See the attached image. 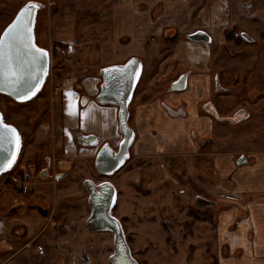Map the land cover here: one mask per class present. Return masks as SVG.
Returning <instances> with one entry per match:
<instances>
[{"label": "rangeland", "instance_id": "rangeland-1", "mask_svg": "<svg viewBox=\"0 0 264 264\" xmlns=\"http://www.w3.org/2000/svg\"><path fill=\"white\" fill-rule=\"evenodd\" d=\"M26 1L28 0H0V33ZM38 1L44 6L38 10L34 21V41L48 49L50 67L40 89L30 99L16 102L9 96L0 94V114L3 121L15 125L22 140L13 164L0 173V218L9 220V216L15 214L19 207H11V204H19L24 200L29 203L23 197L31 195V199L42 205V208L38 206L37 210L26 205V209L33 215L41 214L43 218L51 216L56 238L48 243V252L44 246L46 242L40 239V235L50 227V223L38 224L30 238L20 232L21 230L14 234L13 231L17 230L14 226L11 229L14 235L11 240L14 246L12 250L5 251L8 243L0 242V264H106L112 254V233L107 230H90L86 225L90 208L83 181L96 184L95 180H101L95 173L93 162L90 160L81 165L79 170L74 166L71 169H61L66 171V178L59 185L54 186L50 182V190L51 187L61 190L57 189L59 194L51 190L47 199L44 195H34L33 189L38 180H53V173L49 177L41 178L39 171L30 177L19 170L21 150L25 144L32 143L39 134L40 140H49L53 136L60 114L58 94L64 86L60 79L96 73L99 66L114 62L113 60L121 62L131 54L143 57L140 50L145 45L138 49L137 43L133 44L137 35L133 34V29H137L134 25V14L144 13L147 20L144 19L141 28L146 33L142 38L146 42L155 41L151 44L154 61L151 69H154L152 72L145 71L143 84L140 83L144 86H139L135 102H139L141 97L147 100L153 90L163 88L167 79L183 70L181 58L176 60L179 49L177 54L172 49L183 47L187 31L202 24L212 28L219 18L224 21V28L209 29L214 37V43L209 44V74L212 76L214 72H219L222 84L227 89L232 90L233 87L241 91V94L234 97L235 93L230 91L218 94L212 90L210 99L214 100L220 112L225 115H230L241 107L264 114V0H206L204 8L210 15L217 5H224V9L219 11L220 17H207V12L204 13L203 20L198 15L195 16L196 13L193 14L192 10L185 13L181 0ZM191 21H195V24L190 23ZM200 21L202 24L199 25ZM240 29H245L253 41L246 38L236 41L235 35ZM155 30L157 33L153 37ZM168 37L173 40L166 42ZM189 43L192 42L189 41L186 45ZM105 44L108 45L107 48ZM115 50L116 56L113 54ZM144 59L147 61L146 57ZM155 61L160 64L158 71ZM226 61L228 64L232 62V66L235 65L233 72L238 75L237 78L224 70ZM162 76L166 80L163 81ZM75 86L76 84L74 89L77 88ZM252 87L258 89L257 94L247 97L250 96ZM84 98L85 95L81 94L78 100L80 105H83ZM185 100L186 98H182L183 102ZM133 102L134 100L131 102V112ZM191 103L193 102L189 100L188 105H192ZM154 119L156 123L160 122L159 113ZM130 121L133 123L132 118ZM197 124L198 120L195 121V127ZM217 127L226 128L227 134L224 137L228 140L232 131L230 125L222 122ZM187 130L179 119H168L166 124L161 125L159 134L170 140L174 138L175 141L182 133H187ZM237 132L238 128L233 129V133ZM220 145V149L224 148L223 143ZM260 148L262 147H251L253 151ZM225 149L230 150L228 146ZM206 150L211 151L212 147ZM173 151L174 155L152 158V161L133 160L116 177L109 178L116 192L115 204L109 215L120 225L130 255L137 264H218L220 251L215 224L220 210L231 205V202L224 200V194L228 193L226 189L231 185L227 180L209 175L212 170L211 156L205 154L201 159L202 156L197 153L189 152L187 155V151L177 147ZM46 155L50 156L51 172L57 171L56 166L52 165L53 161L58 163L56 154L53 155L49 148ZM42 164L43 159L40 162ZM161 164L163 166L159 173L157 167ZM136 165H141L142 169L140 171L143 180L140 187L129 182L130 178H123ZM220 166L224 170L229 167H224V164ZM24 168H29L27 161ZM155 170L161 176L162 184L155 182ZM163 171H167L171 178H163ZM88 176L92 179L85 178ZM7 194L12 197L8 205ZM196 196L213 203L198 206L194 203ZM2 242L7 246L2 248ZM27 243L41 256L40 261L28 248L26 253L24 251L15 255L17 246ZM37 245L43 246L44 254L37 251ZM220 255L228 256L229 252L227 250L226 254L222 250Z\"/></svg>", "mask_w": 264, "mask_h": 264}, {"label": "crops", "instance_id": "crops-1", "mask_svg": "<svg viewBox=\"0 0 264 264\" xmlns=\"http://www.w3.org/2000/svg\"><path fill=\"white\" fill-rule=\"evenodd\" d=\"M205 2L206 0H181L185 13H189L192 10L193 14L196 13L194 15H198V17L200 19L202 18V20L204 13L207 12L204 8ZM219 3H221V1H219ZM221 9H224V5H217L214 7L212 14L210 15L209 12H207L206 16L212 18L220 17L219 11ZM138 13L139 12H136L134 14V25L137 29H133V34L137 33V35H135L136 41H134L133 44L137 43L138 49L141 45H145L140 50L141 55H143V66L145 67L146 65V72H152L154 68H151L154 65V61L152 58L153 53L151 44L155 41L146 42V39L142 38V36L144 37L146 31H143L144 29L141 28V24L144 22V19L147 20V17L144 13ZM223 22L224 21H221V19L218 18V22H214V27L210 28V26H205L200 21L199 25L202 24L200 27L191 29H223ZM190 23L195 24V21H191ZM156 33L157 32L155 30L153 37ZM182 44H184L183 47L180 46L175 48L174 53L177 54L179 49L178 59L181 58L180 62L182 66L192 70L189 79L190 91H192L190 93H178L176 95L177 99L187 98V96L193 94L195 90L199 91V85L202 83V89H206L209 82V77L206 72V45H202L200 43H189V45H186V41ZM104 46L106 48L108 47L106 44ZM110 46L111 48L113 47L112 45ZM192 49H195L196 51H193ZM113 54L116 56L117 50H115ZM145 57L147 61H144ZM113 61L114 62H109L105 65L99 66L98 69L110 64L119 63L115 62L116 60ZM159 65L158 61H155L157 71L159 70ZM98 69L96 70V73L84 74L80 77L72 76L71 78L60 79V83L64 86L61 87L60 93L58 94L60 114L58 122L53 129V136L49 140H45L44 138L40 140L39 134L37 139H35L32 143L25 144V147L22 148V159L19 170L23 172L25 176H35V172L38 171L37 169H39L38 167L40 166V162L43 157L46 156V151L49 148L52 151V154L54 155L55 153L58 158V163L53 161L52 165L53 167L56 166L59 172L52 176L53 180H38L33 189L34 195H44L47 199L51 190H54L55 194H59L58 190L61 189L56 187L58 189L57 190L55 187H51L50 190V186H52V184H54V186L55 184L59 185V183L66 178V171H61V169H71L74 166L77 170H79L81 165L86 164L90 160L93 162L92 158L95 155V151H97V146H87L81 144L78 141V137L81 134H98L100 141L109 139V141L115 142L118 139L116 118L117 108L110 104H98L93 98L100 85L99 83L101 78L98 76ZM76 83H79L80 87L74 89L73 87ZM82 92L83 95L85 93L88 95V99L84 98L83 105H80L78 100ZM66 93H71V95H66ZM170 102L176 104L173 98H171ZM70 104L72 106L71 108H69ZM188 107L192 109L190 112L193 115L197 114L196 105H188ZM69 112L72 114H69ZM81 118L85 119V121H82ZM139 121H142V119L140 118ZM21 144L22 140L20 139L17 154H19ZM218 160L219 162H223L222 164L225 162V164L229 165L230 163L227 159L224 160L221 158ZM26 161L29 166L28 169L24 168ZM230 169L233 170L231 171ZM229 170L231 172L229 171L228 177L229 174L235 171V169L231 166V163L229 165ZM230 177L235 184L237 183L234 188L237 196H240L243 191H248L249 193L258 191L264 192V154L255 158L254 165L238 169ZM85 178L92 179L90 176ZM95 181L98 182V180ZM50 182H52L51 185ZM83 185L85 187L86 181H83ZM7 195L8 196H6V198L8 197V205L10 204L9 202L12 197L9 194ZM23 199H26L29 203H26L24 200L19 204H11V207L16 205L19 207L15 214L9 216V220L8 218H0V242L5 241L8 243V247L4 249L5 251L12 250L14 246L11 240L14 235L11 229L14 228V226H16L17 229L16 231H13L14 234H17L21 230L20 232L25 233L27 237L30 238V235L37 230L38 224H45V222H48V224L50 223V227L45 230L44 234L40 235V239L46 242L44 246L46 251L49 252L48 243L56 238L55 226L52 224L54 221L51 216L43 218L44 216L41 214L40 216L36 214L33 215L28 209H26L28 207L31 208V206L37 209L39 206L38 202H34L31 199V195H29V197L24 196ZM32 201L34 204L30 205ZM41 206L42 205H40V207ZM215 225L219 249L227 246L229 252L228 256L221 257V255H219V264H264V193L251 194V197L247 202L220 210ZM27 248L30 249L33 256L40 261L41 256L34 251V248L29 247V243L17 246V250L19 249L18 251H21L17 253L18 251L15 250L17 253H15V255L22 254Z\"/></svg>", "mask_w": 264, "mask_h": 264}, {"label": "flooded vegetation", "instance_id": "flooded-vegetation-1", "mask_svg": "<svg viewBox=\"0 0 264 264\" xmlns=\"http://www.w3.org/2000/svg\"><path fill=\"white\" fill-rule=\"evenodd\" d=\"M246 3H242V5H245ZM247 5V4H246ZM195 31H203L208 36V41L203 40H191L188 38V34L194 33ZM226 34H228L226 32ZM228 37V35H226ZM236 36V41L242 40L246 38L247 40H250L251 42L253 39L248 35L247 31L244 30H238V33ZM169 38V37H168ZM173 38V36H171ZM169 38L168 41H172L173 39ZM231 38V37H230ZM186 42H192L200 43L202 45H206V59H207V65H206V72L209 77L208 86H206V89H202V84L199 86V91L195 90V92L191 95H189L185 102L181 99H177V94L182 92L190 93V74L191 69L190 68H183L180 72H178L175 76L167 79V83L163 88L156 89L152 91V95H150L149 99H145V97H141V100L139 102H135V97L138 94L139 86L140 88H143L144 85H140V83L143 84L142 78L144 76L145 71H147L146 65L143 66V57L131 54L127 56L124 60H122L119 63H114L110 65H122L126 61H128L131 58H136L140 61L141 64V70L138 75V78L135 82L131 98L127 104V114H126V124L128 128L130 129L132 133L131 141L127 145L125 149V156L122 157L120 160L118 166L116 168H110V164L113 162V158L117 155V153L121 152V142L124 138L123 132L120 130V121L118 117V111L119 106L111 103H104V104H110L117 108V133H118V139L115 142L109 141V139H105L103 141L99 140L98 134H94L95 141L91 145L87 146H97V151H95V155L92 158L93 165L95 162V158L99 151L102 150V153L104 156L108 159L107 164H104L103 169L105 171L112 169L110 173H98L95 170V173L98 174V177H101V180H98L96 184H93L92 182H86L85 188L87 192V203L89 205V215L86 220V225L90 230H107L112 233V254L109 256V260L106 264H112V257L116 250V231H118L117 234H119L122 238V241L124 242L126 249L129 252L128 245H126V241L123 238L122 230L116 219L111 217L109 215V212L113 208L115 204L116 199V192L114 191L112 187L111 181L108 179L111 177H116L120 172H122L128 165L133 161H152V158H157L164 155H174L173 149L177 147V149H180L182 151H187L186 154L188 155L189 152L192 154L200 155L201 159L205 154L208 156H211V162H212V170L211 174L209 172V175H213V177L218 176L221 180H227L228 183L231 185L230 188L226 189V194L224 197L225 201L231 202V205L228 207L236 206L240 203L247 202L250 199V195L252 194H263L264 192L258 191V192H248L243 191L240 196L236 195V190L234 189L236 184L231 179V175H233L238 169H243V167H251L255 164V158L260 157L264 154V114H259L258 112L254 110H250V108L247 107H241L233 111L230 115H225L220 112L219 108L215 104L213 99H210L211 91L213 90L215 93H226L227 91H230V93H235V96H238V94L241 92L239 90L233 89L232 90L227 89L226 86L222 84L221 76L219 72H214L211 76L209 74V65H210V50L211 45L214 43V37L209 29H191L187 31L186 33ZM172 44H175V42H172ZM209 44H211L209 46ZM174 48L172 49L174 53ZM175 54V53H174ZM178 60V57L176 58ZM145 61V60H144ZM229 61V60H228ZM226 61V63L228 62ZM230 64V66H229ZM227 63L225 65L224 63V70H227L230 72L231 76L234 74L235 65L232 66V62ZM99 68V72H100ZM222 70V68H221ZM228 72V73H229ZM163 73V72H161ZM185 74V86L182 89H174L171 90V86L173 83L179 79L182 75ZM98 76L100 79V85L102 83V76L99 73ZM235 78L238 77V75L234 74ZM164 76H162L163 78ZM170 77V76H169ZM166 80V78H163ZM144 81V80H143ZM100 85L97 93L93 97L95 102L96 96L100 91ZM142 86V87H141ZM75 87H80L79 83H76ZM213 88V89H212ZM255 87H252L250 92V96L247 97H253V95L256 96V91L258 89H254ZM228 93V92H227ZM248 93V92H247ZM246 93V94H247ZM241 94V93H240ZM83 95V93H82ZM85 98L88 99V95L85 93ZM171 98L174 99L175 103H171ZM143 99V101H142ZM134 100V105L132 108V112L130 110L131 102ZM178 100V101H177ZM194 106L196 105L197 114L193 115L190 113L192 109L188 107V101ZM178 102V103H177ZM98 103V102H97ZM101 104V103H98ZM103 104V105H104ZM159 113V121L158 123L155 122V117ZM132 115V116H131ZM131 118L133 123H131ZM142 119V121H139V119ZM173 120L177 121L178 119L182 121L184 126L186 127L187 133L184 132L180 136V138L173 140L168 139V137H162L159 134V130L161 128L162 124H166L167 120ZM198 120V124L195 127V121ZM227 122L231 127V133L228 138V140L225 139V135L227 134L226 128L224 127H217L219 123ZM175 124V123H173ZM238 128L239 132L233 133V129L236 130ZM243 129V130H242ZM235 132V131H234ZM92 134V133H91ZM89 135V134H88ZM224 137V138H223ZM223 139V142L221 140ZM230 140L234 142H230ZM79 141V140H78ZM228 142V145H227ZM224 144V148L220 149V144ZM234 145V146H233ZM228 146L229 151L225 149V147ZM261 146L262 148L257 149L256 151H253L251 147H258ZM212 147V150H206L207 148ZM219 147V148H218ZM230 147V148H229ZM240 147V148H239ZM193 149V150H192ZM223 158L224 160L227 159L228 162L231 163V166L235 169L231 174L228 173L229 167L227 169H223L222 166L218 165L217 163L223 165V162H219L218 159ZM205 159V157H204ZM229 163V165H230ZM228 164H225L224 167H227ZM228 165V166H229ZM163 165H158L157 169L160 173V168ZM141 165H136L132 169L128 170V173L126 176H123V178L129 179V182H133L136 186L140 187V184L142 182V176H141ZM233 170V169H232ZM231 170V171H232ZM39 174L43 172L46 173V175L49 177L51 176V173L53 175H56L59 170L51 172V162H50V156L46 155L43 157V164L40 165V168L38 169ZM210 171V170H209ZM230 171V172H231ZM156 172V170H155ZM157 184H162L163 182H160L161 176L155 173ZM163 178L169 179L171 176L167 174V171L162 172ZM143 186V185H142ZM144 187V186H143ZM229 187V186H228ZM21 189H24L22 187ZM29 189V188H28ZM27 189V190H28ZM224 189V188H223ZM112 194L111 201L108 205L106 215L110 218H112L111 224L115 225L114 227L111 226H105V221H101L103 219L97 216L98 212H101L104 210L105 207H107V198ZM8 198V197H7ZM197 202L199 203L198 206H208L212 205V201H209L208 199H205L201 196L195 197V204ZM34 203H31L33 205ZM39 204V203H38ZM40 207V204H39ZM109 222V221H108ZM104 226H103V224ZM110 223V222H109ZM6 244L2 242L1 246L2 248ZM7 246V245H6ZM8 247V246H7ZM223 250L224 253L227 254V248L222 247L219 249L221 252ZM219 252V255H220ZM218 255V256H219ZM131 257V255H130ZM132 258V257H131ZM133 260V258H132ZM134 261V260H133ZM136 263V261H134ZM217 263L219 264V257L217 258ZM137 264V263H136Z\"/></svg>", "mask_w": 264, "mask_h": 264}, {"label": "water", "instance_id": "water-1", "mask_svg": "<svg viewBox=\"0 0 264 264\" xmlns=\"http://www.w3.org/2000/svg\"><path fill=\"white\" fill-rule=\"evenodd\" d=\"M29 4H36L38 5L37 10L34 12V20L32 23V35H33V43L35 46L39 49L44 50L47 53V56L43 58V61L41 62L39 66V70H29L26 71L24 74V79L21 81L18 85H13L10 83H6L2 77H0V94L7 95L11 99H13L16 102H24L34 95H32V92L37 93V87L40 89L43 80L45 76L47 75L50 67V53L47 48L41 47L37 45L34 41V34H33V26L34 21L37 15V12L40 8H42L44 5L38 1V0H28L26 1L16 12L14 17L11 19V21L3 28L0 35H3V33L6 31V29L11 25L14 20L16 19L17 15ZM188 38L191 40H203L208 41L209 38L203 31H195L194 33L188 34ZM135 62L134 64H130V62ZM128 66L131 69H135L134 72H130L128 75H124L122 70L125 69V67ZM115 70H121V71H115ZM141 70V64L140 61L136 58H131L128 61H126L122 65H107L100 69V74L102 76V83L100 85V91L96 96V101L98 103L104 104V103H111L119 106L118 111V117L120 121V130L124 134V138L120 144L121 146V152L119 155V152L117 155L112 159L113 162L110 164V168H116L122 159L123 156H125L126 152L125 149L127 145L131 141L132 133L130 129L128 128L126 124V114H127V104L131 98L132 91L135 85V82L138 78V75ZM35 75V79H32V75ZM35 85V87H33ZM185 86V74L182 75L179 79H177L173 85L171 86V90L174 89H182ZM29 88H31V91L28 92V96L30 98H24L23 93L27 91ZM84 103V102H83ZM0 117L1 114H0ZM4 124L11 126L16 129V133L19 136V145H20V134L17 129V127L11 123H5ZM78 140L83 145H91L95 141V137L93 134L85 135L81 134L78 137ZM19 150V146L17 147L15 139L12 140V142L5 143L3 146H0V173L5 171L9 168V164H13L17 153ZM108 159L104 156L102 153V150L99 151L95 158L94 167L95 170L98 173H110L112 169H109L105 171L103 169L104 164H107ZM109 162V161H108ZM47 175L45 172L41 174V178H45ZM112 194L107 198V207L104 208L101 212L97 213V216L103 219L101 221H105V226H111L115 228V225L111 224L112 218L108 217L106 215V211L108 208V205L111 201ZM196 204L197 202L196 199ZM110 223H109V222ZM103 224V223H102ZM104 226V224H103ZM118 231H116V250L112 257V264H136L130 257L128 250L126 249V246L124 242L122 241V238L119 234H117Z\"/></svg>", "mask_w": 264, "mask_h": 264}, {"label": "snow or ice", "instance_id": "snow-or-ice-1", "mask_svg": "<svg viewBox=\"0 0 264 264\" xmlns=\"http://www.w3.org/2000/svg\"><path fill=\"white\" fill-rule=\"evenodd\" d=\"M38 5L29 4L26 6L16 17L14 22L9 25L3 35H0V77L6 83L18 85L24 79L26 71L35 69L39 70V66L47 53L39 49L33 43L32 23L34 20V12L37 10ZM135 62H130L134 64ZM121 71V70H115ZM128 66L122 70L124 75L134 72ZM32 75V79H35ZM35 87V85H33ZM37 87V91H38ZM29 88L23 93L24 98H30L28 92ZM35 95V92H32ZM71 95V93H66ZM71 104L69 108H71ZM69 114H72L69 112ZM15 139L17 147L19 146V136L16 129L3 123V118L0 117V146L5 143H11ZM9 167L11 164L8 165Z\"/></svg>", "mask_w": 264, "mask_h": 264}, {"label": "built area", "instance_id": "built-area-1", "mask_svg": "<svg viewBox=\"0 0 264 264\" xmlns=\"http://www.w3.org/2000/svg\"><path fill=\"white\" fill-rule=\"evenodd\" d=\"M37 251L43 253L44 249L42 245H37Z\"/></svg>", "mask_w": 264, "mask_h": 264}, {"label": "trees", "instance_id": "trees-1", "mask_svg": "<svg viewBox=\"0 0 264 264\" xmlns=\"http://www.w3.org/2000/svg\"><path fill=\"white\" fill-rule=\"evenodd\" d=\"M25 3V2H24ZM54 54H55V52H54Z\"/></svg>", "mask_w": 264, "mask_h": 264}]
</instances>
